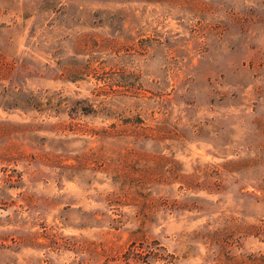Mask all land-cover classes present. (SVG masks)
<instances>
[{
	"label": "rangeland",
	"instance_id": "obj_1",
	"mask_svg": "<svg viewBox=\"0 0 264 264\" xmlns=\"http://www.w3.org/2000/svg\"><path fill=\"white\" fill-rule=\"evenodd\" d=\"M0 264H264V0H0Z\"/></svg>",
	"mask_w": 264,
	"mask_h": 264
}]
</instances>
